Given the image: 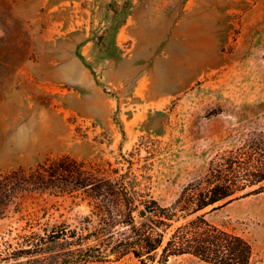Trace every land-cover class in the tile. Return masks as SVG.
<instances>
[{"label": "rangeland", "instance_id": "374dc122", "mask_svg": "<svg viewBox=\"0 0 264 264\" xmlns=\"http://www.w3.org/2000/svg\"><path fill=\"white\" fill-rule=\"evenodd\" d=\"M260 136L264 0H0V176L69 156L168 207L218 155ZM98 203L84 190L18 194L0 215V264L17 263L8 244L31 230L95 231ZM201 213L264 264V193ZM93 243L61 239L47 260L17 264H137L91 261Z\"/></svg>", "mask_w": 264, "mask_h": 264}, {"label": "trees", "instance_id": "16d2710c", "mask_svg": "<svg viewBox=\"0 0 264 264\" xmlns=\"http://www.w3.org/2000/svg\"><path fill=\"white\" fill-rule=\"evenodd\" d=\"M112 172L118 173L113 168ZM97 173V168L63 156L0 176V215L20 193L50 191L62 195L80 190L99 201L98 208L105 213L100 226L86 235L58 226L45 229L44 234L31 230L17 247L8 244L12 251L7 255L12 261L23 263V258L39 255L45 261L44 253L52 242L63 239L74 247L93 238L95 243L88 246L91 261H103L110 255L121 260L131 255L137 264H168L173 256L192 255L209 264H250L251 243L213 225L201 212L225 201L264 193L263 136L218 155L204 179L185 186L168 207L149 195L150 199L139 198L122 176L106 178ZM255 186L258 188L246 191Z\"/></svg>", "mask_w": 264, "mask_h": 264}]
</instances>
